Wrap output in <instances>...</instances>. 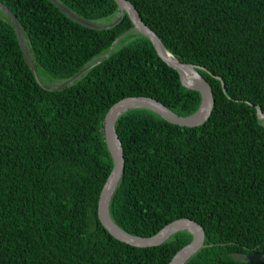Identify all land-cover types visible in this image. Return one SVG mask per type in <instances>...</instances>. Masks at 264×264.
<instances>
[{"label": "trees", "instance_id": "1", "mask_svg": "<svg viewBox=\"0 0 264 264\" xmlns=\"http://www.w3.org/2000/svg\"><path fill=\"white\" fill-rule=\"evenodd\" d=\"M80 21L117 14L113 0H57ZM163 46L211 87L209 119L194 128L134 109L115 124L124 169L112 221L148 238L188 219L204 245L185 264L246 263L264 254V0H126ZM27 40L38 79L70 81L130 32L123 13L95 29L50 0H0ZM135 37L70 85H39L12 23L0 18V264H168L192 239L178 232L157 247L114 239L97 217L112 162L103 135L108 109L152 98L178 116L200 94L181 86L150 41ZM219 78L215 79L214 77ZM220 80L223 81L224 89Z\"/></svg>", "mask_w": 264, "mask_h": 264}, {"label": "water", "instance_id": "2", "mask_svg": "<svg viewBox=\"0 0 264 264\" xmlns=\"http://www.w3.org/2000/svg\"><path fill=\"white\" fill-rule=\"evenodd\" d=\"M50 1L54 3L53 0ZM113 1L117 5V14L119 15V19L121 18L123 13H126L129 20L132 23V28L130 29V31L131 30L135 31V33L144 36L150 41V43L152 44L153 48L156 51L157 56L168 67L172 68L177 72L181 86L187 90H192L200 94V104L198 109L193 114L186 117H181L176 115L158 101L147 97L125 98L113 104L108 109L103 120V135L107 150L111 158L112 168L100 191V195L97 203V217L102 227L114 239L118 240L121 243L136 248L157 247L165 243L171 236H173L178 232L183 231L189 233L192 236L191 241L186 246L178 250L172 257L170 262L168 263V264H185V262L188 261L193 255H195L197 251H199L201 248L206 247V245H204V229L196 222L188 219L176 220L164 226L155 235L148 238H142V237L132 236L124 232L111 219L109 214L110 201L115 189L117 188L121 180L124 169L123 149L121 146V142L115 131V124L117 120L124 113L134 109H144L153 112L154 114L158 115L160 118L165 120L166 122L179 127L194 128L203 125L209 119L214 105V97L211 87L208 84V82L199 74V71H204L206 73L208 72L204 68L198 66L180 63L163 46L157 35L148 26H146L143 23V21L141 20L140 16L138 15L137 11L135 10V8L131 3H129L126 0H113ZM54 4L57 8H59V10H61L64 14H66L61 9L62 6L61 5H60L61 7L58 6V2ZM16 35H17V39H19L17 32ZM100 62H97V64ZM95 65L96 64H93L87 67L86 69H84L85 68L84 67L81 70V72L77 74L74 78H79L82 75V73L83 74L86 73L90 68L94 67ZM29 66L31 68L32 74L36 82L39 85H41L37 77L35 68L31 64H29ZM214 78L219 80V78L217 77ZM220 82L222 84V88L224 89L223 81L220 80ZM257 115L259 119L264 120V115L261 114L259 108L257 110ZM240 258L246 263H264V254L248 253V254H242Z\"/></svg>", "mask_w": 264, "mask_h": 264}, {"label": "rangeland", "instance_id": "3", "mask_svg": "<svg viewBox=\"0 0 264 264\" xmlns=\"http://www.w3.org/2000/svg\"><path fill=\"white\" fill-rule=\"evenodd\" d=\"M53 1H54V3L58 2L57 0H53ZM58 6H60L59 3H58ZM61 9L70 18L76 20L77 22L83 24L84 26H88V27L95 28V29H101V28L112 26L119 19V15L115 14L112 18H110V19H108L106 21L89 22L88 23V22L80 21L79 18H77L75 15H73L72 12H69L68 10H66L64 7L63 8L61 7ZM0 18H2L3 20H5V21H7L9 23L10 22L12 23V25L14 26V28L16 29V32L18 34V37H19L18 41H20L21 49H22V51H23V53L25 55V58L27 59L29 64L33 65V62H32V59H31V54H30V51H29V47H28V43H27L26 38L24 37L19 25L17 24V22L15 21L13 16L7 10H5L1 5H0ZM132 34H137V33H135V31L131 30L130 32L124 34L122 37H120L119 39L116 40V42L111 46V48L104 55L93 59L90 63H88L85 66L84 69H86L87 67H89V66H91L93 64H97V62H100L105 57H107L109 54H111L113 52H116L120 48H122L123 46L127 45L135 37V35H132ZM76 79H78V78H74V79H72L70 81H68V80H66V81H52L51 79H49L47 77H40L39 78V82H40V84H41V86L43 88L50 89V90H57V89H61V88H64L65 86L70 85L71 82H74ZM261 120H263V119H261Z\"/></svg>", "mask_w": 264, "mask_h": 264}, {"label": "flooded vegetation", "instance_id": "4", "mask_svg": "<svg viewBox=\"0 0 264 264\" xmlns=\"http://www.w3.org/2000/svg\"><path fill=\"white\" fill-rule=\"evenodd\" d=\"M253 253V252H252ZM238 258H240V256H237Z\"/></svg>", "mask_w": 264, "mask_h": 264}, {"label": "bare ground", "instance_id": "5", "mask_svg": "<svg viewBox=\"0 0 264 264\" xmlns=\"http://www.w3.org/2000/svg\"><path fill=\"white\" fill-rule=\"evenodd\" d=\"M118 49V48H117Z\"/></svg>", "mask_w": 264, "mask_h": 264}]
</instances>
